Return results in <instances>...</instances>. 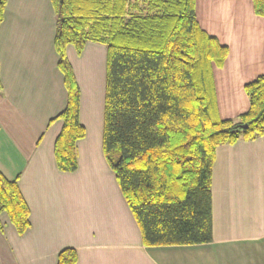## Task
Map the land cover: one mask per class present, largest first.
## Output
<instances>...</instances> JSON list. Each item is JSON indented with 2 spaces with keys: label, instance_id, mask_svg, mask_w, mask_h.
Masks as SVG:
<instances>
[{
  "label": "crops",
  "instance_id": "1",
  "mask_svg": "<svg viewBox=\"0 0 264 264\" xmlns=\"http://www.w3.org/2000/svg\"><path fill=\"white\" fill-rule=\"evenodd\" d=\"M196 21L227 47L212 65L217 115L246 113L244 86L264 75V17L251 0H195ZM50 0H7L0 23V172L17 178L29 208L18 235L0 214V264H57L66 248L76 264H264V132L215 150L211 177L212 242L142 245L139 228L102 149L106 48L87 42L66 57L79 88L77 169H57L53 146L67 103L54 49Z\"/></svg>",
  "mask_w": 264,
  "mask_h": 264
},
{
  "label": "trees",
  "instance_id": "2",
  "mask_svg": "<svg viewBox=\"0 0 264 264\" xmlns=\"http://www.w3.org/2000/svg\"><path fill=\"white\" fill-rule=\"evenodd\" d=\"M7 0H0V23ZM264 17V0H251ZM55 16L57 68L67 92L53 155L61 172L77 169L79 88L66 57L87 42L106 48L102 149L139 228L142 245L212 242L211 177L215 150L264 132V75L244 86L248 111L217 115L212 65L227 47L199 27L195 0H50ZM0 82V90H1ZM242 125H247L242 129ZM18 235L29 228V208L17 178L0 172V214ZM2 229L0 223V230ZM66 248L57 264H76Z\"/></svg>",
  "mask_w": 264,
  "mask_h": 264
},
{
  "label": "water",
  "instance_id": "3",
  "mask_svg": "<svg viewBox=\"0 0 264 264\" xmlns=\"http://www.w3.org/2000/svg\"><path fill=\"white\" fill-rule=\"evenodd\" d=\"M241 128L242 129H246L247 128V125H242Z\"/></svg>",
  "mask_w": 264,
  "mask_h": 264
}]
</instances>
